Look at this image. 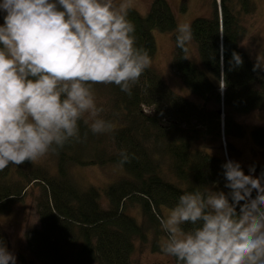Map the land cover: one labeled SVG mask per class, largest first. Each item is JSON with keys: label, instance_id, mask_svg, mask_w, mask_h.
I'll return each instance as SVG.
<instances>
[{"label": "trees", "instance_id": "obj_1", "mask_svg": "<svg viewBox=\"0 0 264 264\" xmlns=\"http://www.w3.org/2000/svg\"><path fill=\"white\" fill-rule=\"evenodd\" d=\"M212 5V17L192 21L193 38L186 53L176 47L173 36L171 68L188 92L198 97L197 103L177 94L151 67L131 95L108 85L113 109L107 117H115L108 119L114 123L112 132L94 135L81 122L82 142H71L52 153L54 171L30 162L0 171L2 214H8L12 203L29 189L38 186L41 191L36 202L39 228L24 235V248L35 260L41 264H135V252L144 250L151 234L150 250L160 252L163 207L171 209L194 186L216 185V190L228 191L221 141L225 139L227 153L234 157L237 149L231 139L248 132L236 116L264 108V67L254 71L257 64L239 45L245 34L242 21L254 13L257 0H212ZM129 18L136 26L138 46L146 48L152 59L157 52L153 31L174 33L177 27L168 0H152L147 15L134 9ZM234 54L242 64L236 63ZM222 84L224 92L219 90ZM251 137L264 149V126L253 127ZM121 150L134 155L123 167L118 164ZM110 164L119 166L124 177L110 183L104 194L97 187L80 186L69 175L73 165ZM251 166L259 176L264 173V164ZM242 169L254 175L250 168ZM134 209L140 221L129 214H136L131 212ZM0 239L7 246L1 227Z\"/></svg>", "mask_w": 264, "mask_h": 264}, {"label": "clouds", "instance_id": "obj_2", "mask_svg": "<svg viewBox=\"0 0 264 264\" xmlns=\"http://www.w3.org/2000/svg\"><path fill=\"white\" fill-rule=\"evenodd\" d=\"M136 7L137 0H0V171L82 142L81 122L94 135L114 130L94 86L131 95L151 68L129 18ZM175 32L186 53L190 23L178 22ZM119 156L121 167L134 158ZM222 169L227 192L194 186L159 218L160 253L175 264H264V173L245 174L233 160ZM0 264H16L2 239Z\"/></svg>", "mask_w": 264, "mask_h": 264}, {"label": "rangeland", "instance_id": "obj_3", "mask_svg": "<svg viewBox=\"0 0 264 264\" xmlns=\"http://www.w3.org/2000/svg\"><path fill=\"white\" fill-rule=\"evenodd\" d=\"M152 0H137L135 8L141 15L145 16L149 12ZM178 22L192 23L198 17L209 18L213 16L212 0H168ZM219 3V0H217ZM256 3V0H255ZM3 23V14H0V24ZM242 24L245 27V34L240 40V47L250 56L257 64L259 61L264 65V0H257L256 10L253 14L245 16ZM176 32H159L153 31V35L157 45V52L153 57L152 68L157 70L167 84L180 96L192 103H197L198 97L190 94L182 84L179 76L171 68L174 54V39ZM192 47V45H190ZM191 53H195V47H192ZM94 90L97 97L98 106H103L105 112L102 114L105 119L115 117H107L112 113L113 102L112 93L108 85H95ZM224 92V85L219 88ZM146 110H149L146 108ZM111 111V112H110ZM223 116V115H222ZM237 122L247 127V134L242 138L231 139L234 142L237 151L229 155L227 153L226 141L222 138L221 151L225 155L226 160H234L239 162L245 168H250L252 163L259 165L264 164V149L258 147L251 137V130L256 126H264V108L250 112L246 115L236 116ZM107 135V134H98ZM36 164L46 167L51 171L55 170L56 161L53 154H49L45 158L35 162ZM256 177L259 175L254 172ZM70 177L80 186H94L105 193V189L110 183L118 181L124 177L123 170L117 165H106L99 167L93 166H76L69 168ZM41 191L38 186L29 189L23 198L12 203L11 210L8 214L0 213V227L7 237V247L16 256V264H41L35 260L31 254L24 248L25 233L29 230L39 228V218L37 213L36 202ZM170 208L163 207L161 209L162 216L165 215ZM131 211V210H130ZM131 212H136L135 209ZM135 216L139 221L140 213H129ZM154 239L153 234L150 235L149 244L142 251L135 252L133 261L135 264H175L171 257H166L160 252H152L150 250L151 243Z\"/></svg>", "mask_w": 264, "mask_h": 264}]
</instances>
